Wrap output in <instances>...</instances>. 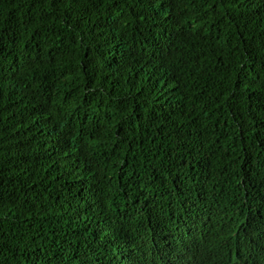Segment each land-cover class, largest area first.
<instances>
[{
	"label": "trees",
	"instance_id": "obj_1",
	"mask_svg": "<svg viewBox=\"0 0 264 264\" xmlns=\"http://www.w3.org/2000/svg\"><path fill=\"white\" fill-rule=\"evenodd\" d=\"M0 264H264V0H0Z\"/></svg>",
	"mask_w": 264,
	"mask_h": 264
}]
</instances>
